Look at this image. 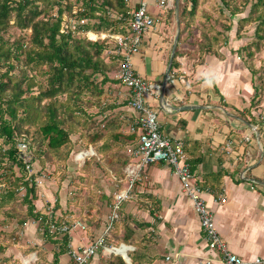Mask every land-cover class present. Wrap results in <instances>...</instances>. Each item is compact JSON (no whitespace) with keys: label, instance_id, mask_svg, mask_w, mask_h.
<instances>
[{"label":"trees","instance_id":"trees-1","mask_svg":"<svg viewBox=\"0 0 264 264\" xmlns=\"http://www.w3.org/2000/svg\"><path fill=\"white\" fill-rule=\"evenodd\" d=\"M182 4L180 15L189 21L184 38L197 45L199 55L220 54V48L228 42L229 33L237 24V36L246 38L242 48L247 63L261 57L264 0H219L211 7L214 13L203 11L200 24L194 28L191 23L200 6L199 1L184 0ZM132 8L128 0H0V214H4L0 220V256L7 254L15 241H21L15 229L30 219H39L44 236L56 235L50 233L46 216L36 209V178L44 175L40 173L47 170V163L66 165L76 142L72 139L73 134L79 135L85 147L95 146V154L87 156L81 167L83 171L92 175L94 165L103 169L108 165L117 189L126 181L125 168L133 160L131 151L137 146L139 131L122 129L128 120L119 104L126 102L115 105L108 98L110 91L103 86L107 82L111 85L119 82L108 73L119 69L122 56L116 53V46L111 50L112 54L109 52L111 40L108 37L94 40L88 34L101 31L127 33ZM170 10L164 18L170 19L173 14ZM11 28L20 32L12 35ZM28 29L31 30L29 34ZM108 57L111 61H107ZM260 59L259 68H254L251 62L253 75L264 76V60ZM174 68H178L176 59L171 73ZM36 89L38 93H35ZM257 91L258 87H255L252 99L255 105L260 103ZM93 109H97L94 114ZM108 109H111L109 114ZM105 112L104 118L99 119V114ZM19 142H24L34 159L39 160L41 171L38 169L35 174L41 176L33 175L27 180L23 153L18 150ZM186 155L190 163L187 152ZM104 157L108 161L102 164ZM90 174L85 179L87 182ZM76 182L79 183H73ZM24 186L26 191L20 196ZM75 198V204H78V196ZM102 198L107 203L113 200L109 194L102 195ZM76 214L83 219L90 215L81 210ZM65 217L70 216L66 213ZM90 219H93L91 225H97L94 214ZM11 223L18 227L6 229L5 226ZM116 232L118 226L112 230L111 240L118 244L130 242L133 233L125 231L120 235ZM56 239L53 242L57 243ZM66 244L67 238L61 243V254L67 252ZM37 250L39 247H31L23 254L36 251L38 255ZM132 253L128 255L136 264ZM43 255L40 253L35 264H44ZM3 259L10 260L5 256ZM109 262L128 264L121 255H112ZM54 263L59 264L57 258Z\"/></svg>","mask_w":264,"mask_h":264},{"label":"crops","instance_id":"crops-1","mask_svg":"<svg viewBox=\"0 0 264 264\" xmlns=\"http://www.w3.org/2000/svg\"><path fill=\"white\" fill-rule=\"evenodd\" d=\"M198 1L201 6L207 0ZM137 2L129 0L132 6ZM148 2L159 22L153 32L145 34L133 63L140 75L162 87L157 99L150 98L163 123L162 131L184 142L194 179L229 250L247 261L264 258V105L252 101L255 75L242 48L246 38L237 36L235 24L220 54L199 55L197 45L184 38L189 21L180 15L182 0L170 19L164 18L168 9L160 16L161 10L152 0ZM197 10L193 28L200 24L203 11L214 13L211 6L210 10ZM174 59L178 68L167 76ZM205 79L212 80V86L205 85ZM119 109L125 111L129 125L135 113L127 103L119 104ZM139 183L134 186L131 201L121 209L124 219L130 220L124 232L133 233L130 242L123 243L132 247L128 253L133 251L136 264L154 258L159 264H227L206 245L193 201L171 165L159 162L146 166ZM147 231L153 233L147 240L152 250L149 255L142 252ZM110 244L120 245L115 240ZM128 253L100 252L91 263L106 261L100 260L104 254L121 255L133 264ZM64 255L69 262L68 254Z\"/></svg>","mask_w":264,"mask_h":264},{"label":"built area","instance_id":"built-area-1","mask_svg":"<svg viewBox=\"0 0 264 264\" xmlns=\"http://www.w3.org/2000/svg\"><path fill=\"white\" fill-rule=\"evenodd\" d=\"M152 1L156 8L163 11L175 8L176 3V0ZM149 5L148 0H139L132 6L127 33H109L114 46L117 47L116 53L122 56L115 78L127 88V105L135 113L127 128L131 131L135 129L139 131L137 146H133L131 151L133 161L125 168L126 182L124 186L114 194L111 212L108 215L107 226L104 231L86 245L74 244L72 240L69 243L67 254L70 256L72 264H91L92 258L100 252L117 254L122 243L117 246L111 245L109 237L114 224L120 218L123 203L131 199L135 184L142 179L144 168L153 163L164 162L171 165L185 192L192 199L193 207L200 218L201 229L208 248L216 251L227 264H264V258L247 261L229 250L217 228L213 212L208 208L202 197V189L194 179L193 171L187 160L184 142L180 139L174 140L163 133V123L159 119L157 108L150 104L151 97L157 99L161 92L163 93L162 87L140 75L133 63V57L138 55L141 50L145 34L153 32L158 26L159 18H156L150 12ZM97 33L93 32L92 36ZM107 36L108 34H105L103 38ZM18 150L23 153L22 157L27 170V178L31 180L33 175L41 176L33 173L34 161L28 146L24 142H19ZM42 177L44 175L36 178V185L41 182ZM77 227L86 229V225L81 221H75L71 225L66 221H62L60 224L54 221L50 225V231L67 233ZM36 255V252H34L32 256L35 259L33 260H36ZM169 259L170 257L167 258V260Z\"/></svg>","mask_w":264,"mask_h":264},{"label":"rangeland","instance_id":"rangeland-1","mask_svg":"<svg viewBox=\"0 0 264 264\" xmlns=\"http://www.w3.org/2000/svg\"><path fill=\"white\" fill-rule=\"evenodd\" d=\"M183 1L184 0H182V3H183ZM207 1H209V2H207ZM207 1H206V3H203L201 6H199L197 8L198 9L197 12L199 11L200 8H202L204 10H206V9L210 10V6L211 7L215 6V4L219 0H207ZM182 3H180V9L181 10L183 9ZM174 10H175V8L173 7V8H171L170 11H174ZM162 11L163 10H161L160 13ZM160 13L158 15L161 16L162 13L161 14ZM198 17H199V15H198ZM235 19H237V18L235 17ZM199 21H200V19H199ZM198 23L199 22H197V25H199ZM218 26L220 28V24H218ZM251 27H254V25H251ZM251 27H250V29H251ZM251 30H253V29H251ZM10 31L13 32L12 35L18 34L20 32L18 29H14V28H11ZM26 32L29 34L31 32V30L28 29V30H26ZM106 32H108V31H106ZM100 33L101 32H99L98 35L96 34L93 36H92V33H89L88 36L92 37L93 39L98 38V40H103L104 39L102 37L103 35H100ZM197 36H199V35H197ZM107 37L111 40L108 43V45H109V52L112 54L111 50L114 48V42H113V39L111 38V34L108 33ZM260 58H262L264 60V49L262 51L261 57H259V58L255 57L254 59L250 60V62H253L255 60L254 64H255L256 68H259L261 65V59ZM107 61H111L109 57L107 58ZM117 71L118 70L110 71L108 74L115 78ZM254 81H255V87H258L257 93L259 92L258 93L259 94V102H260L259 104L264 105V76H259V73H256ZM103 86L105 87L106 90L108 89L110 91V94H109L110 97H108V98L111 99V101L114 102L115 105L122 103L123 101H125L127 103V101H128L127 100V88L125 86L121 85L119 82H117L116 85H113V84L111 85V83L107 82V84H105ZM37 91L38 90L36 89L35 93H38ZM105 104H106V101H104L103 105H105ZM259 108H261V107H259ZM98 109H99V107H98ZM95 111H97V109H93L92 113L94 114ZM110 111H111V109H108L106 112L109 114ZM106 112H105V114L104 113L99 114L98 118L99 119L104 118V116L107 114ZM110 116H111V113H110ZM121 127L123 130H126L128 125H122ZM78 136H79L78 134H73V136H72L73 141H76V142H75V144H73L74 149H73V151H71L70 155L68 156L67 161H66V165H64V163H62V165H57L56 163H54V165H52L50 163H47V166H48L47 170L40 173L41 175L44 174V177H42L41 182H38V185H36L37 189H38L37 190L38 196H37V198H35L34 201L36 204V209L40 210L41 213L44 216H46L45 220H46L47 225L49 226V231H50V225L54 221L57 224H60L62 221H66L69 225H71L75 221H81L82 223H84L86 225V229L77 227L73 231L67 232V233H60V232L58 233L57 231H55V232L50 231L51 234L53 233L56 235L44 236L43 235L44 231H43L42 226L40 225L39 219H36V218L30 219L27 223H24L22 227L15 229V230H17L16 233H18L22 239H21V241H19V243L15 241L9 247V249H8L9 252L5 255L0 256V259L2 260V261H0V264H18V263L35 264L36 260H33L35 258H33L32 255L36 251H33V252L29 251L27 254L28 256L22 257L23 251H25V250L27 251L31 247H39V250H37L38 255H36V259H37V257H39L40 253L44 254L43 255V257L45 258L44 264H55L54 263L55 258H57V260L59 261V264H67L68 262H65L66 255L61 254V252H62L61 243L63 244V240L65 238H67L66 251H68L69 243L72 240H73L74 244H83V245L89 244L91 241L95 240V238H97L106 228L107 219H108V215L111 212V205H112L113 200H112V202L107 203V200L103 199L102 195H105V194L108 195L109 194L111 199H113L114 194L118 190L117 185L115 183L114 177L111 175V171H108V168H109L108 165L104 169L99 167V166L94 165V169H93L94 171H93L92 175L89 172H87L86 170H84L85 172L83 171V169L81 167L84 166V163H85L84 159H86L87 156L95 154V146L90 144L88 147L89 150H85L88 148L85 147V142L83 140H80L78 138ZM0 141H1V138H0ZM91 150H94V151L91 152ZM30 154H31L33 161H34V166H32V170H33V173L35 174V172L38 169H39V171H41L40 169L42 166H41L39 160H37V159L35 160L33 154L32 153H30ZM107 161H108V158L105 159V157H104V159L102 160V164L107 163ZM25 170H26V168H25ZM17 173L19 174L20 172L17 171ZM40 174H37V175H40ZM87 174L91 175V176H89L90 177L89 182H87V180H85L86 177H88ZM26 175H27V170H26ZM82 177H84V178H82ZM27 180H29V179L27 178ZM74 181H79L80 184L77 182H76L77 184L73 183ZM140 181H138L137 183H139ZM124 184H125V181L121 184V187H123ZM136 184H135V186H136ZM25 191H26V188L24 186V188H22L19 195L23 196ZM75 195H77L79 198L78 204H75L77 201V199L75 198ZM31 196H32V194H31ZM87 199L90 201V203L93 206H90L91 204H89ZM131 199L128 200L127 202L131 201ZM127 202H124L123 205ZM80 210L82 212L89 213L90 215L88 217H84L85 219H83L82 217H78L76 213H77V211H80ZM66 213L70 217L66 218L65 217ZM92 214L95 215V218L97 220L96 221L97 225H95V224L91 225V223H90V221L93 220V219H90ZM120 214H121V217L118 220V222L116 223V225L114 224V227L112 230H115V228H117V226H118V232H116V233H119L120 235H122V233L124 232V228L126 227V222H128L127 221L128 219H124V216H122V210H121ZM135 215H138V214H135ZM139 216L141 217V215H139ZM3 217H4V214L1 213L0 214V220H2ZM148 219H150L152 221L155 218L149 217ZM129 222H130V220H129ZM0 227H1V223H0ZM14 227H18L16 223H11V225L5 226V228L8 230H10ZM81 231L83 234H81ZM111 232H110V234H111ZM147 232H148L147 237L142 238L143 242L145 243V244H143V246H145L146 248H144V250H142V249L141 250L143 253L149 255V253H152V250L150 249V244L148 247L147 244L149 243V241L147 242V240L150 239L149 237H151V235L153 233L151 231H147ZM77 236L80 237L79 242L76 241L78 239ZM52 237H53V239L51 240L50 238H52ZM55 238H57L56 239L57 243L53 242L55 240ZM109 239H110V237H109ZM36 254H37V252H36ZM65 254H67V252ZM4 256L10 258V260L3 259ZM95 256H97V255H95ZM102 256L103 257H101L102 259L100 258V260L105 259L106 261L103 260L104 261L103 263H100V262H98V263H100V264H109V263L112 264V262H109V259H110L109 256H105L104 254ZM146 264H159V263H156L155 258H154L153 261L152 260L151 261L146 260Z\"/></svg>","mask_w":264,"mask_h":264},{"label":"water","instance_id":"water-1","mask_svg":"<svg viewBox=\"0 0 264 264\" xmlns=\"http://www.w3.org/2000/svg\"><path fill=\"white\" fill-rule=\"evenodd\" d=\"M175 9H176V12L178 11V9H179V0H176V3H175ZM171 66H172V62L169 64V66H168V70H167V76L169 75V72H170V69H171ZM132 249V247H130L129 245H127V244H121L120 245V249H119V252H123V251H125L126 253L125 254H127L128 253V251L129 250H131Z\"/></svg>","mask_w":264,"mask_h":264},{"label":"clouds","instance_id":"clouds-1","mask_svg":"<svg viewBox=\"0 0 264 264\" xmlns=\"http://www.w3.org/2000/svg\"><path fill=\"white\" fill-rule=\"evenodd\" d=\"M101 32H103V31H101ZM91 33H93V32H91ZM95 33V32H94ZM97 33V32H96ZM98 34V33H97ZM106 38V37H105ZM94 40H97V39H94ZM172 67V66H171ZM171 70V69H170ZM171 75V72H169V76ZM203 83L205 84V85H207V86H212V83H213V81L212 80H210V79H205L204 81H203ZM123 206V205H122ZM81 234H83L82 233V231H81ZM79 242V241H78ZM123 244V243H122ZM23 257V256H22ZM94 258V257H93ZM92 258V259H93ZM92 261V260H91Z\"/></svg>","mask_w":264,"mask_h":264},{"label":"bare ground","instance_id":"bare-ground-1","mask_svg":"<svg viewBox=\"0 0 264 264\" xmlns=\"http://www.w3.org/2000/svg\"><path fill=\"white\" fill-rule=\"evenodd\" d=\"M121 253L125 255V251H123V252H121Z\"/></svg>","mask_w":264,"mask_h":264}]
</instances>
